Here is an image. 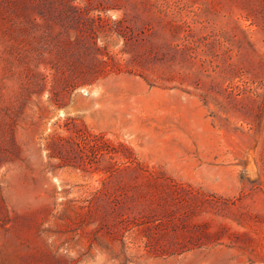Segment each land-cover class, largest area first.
Wrapping results in <instances>:
<instances>
[{
    "label": "rangeland",
    "instance_id": "1",
    "mask_svg": "<svg viewBox=\"0 0 264 264\" xmlns=\"http://www.w3.org/2000/svg\"><path fill=\"white\" fill-rule=\"evenodd\" d=\"M0 264H264V0H0Z\"/></svg>",
    "mask_w": 264,
    "mask_h": 264
}]
</instances>
